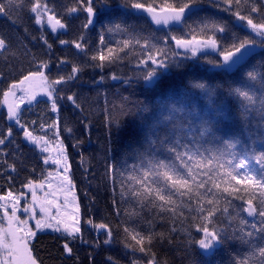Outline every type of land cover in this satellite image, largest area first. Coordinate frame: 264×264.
I'll return each instance as SVG.
<instances>
[{
	"label": "trees",
	"instance_id": "obj_1",
	"mask_svg": "<svg viewBox=\"0 0 264 264\" xmlns=\"http://www.w3.org/2000/svg\"><path fill=\"white\" fill-rule=\"evenodd\" d=\"M46 2L57 18L66 24L65 31L53 33L50 28L42 29L36 25L34 14L30 12L33 0H24L21 8L4 0L8 12L0 15V37L8 44V48L0 53V131L6 133L9 127L13 130L10 138L13 142L6 141L0 146V195L9 190L19 193L27 180L39 181L41 177H47L43 155L24 141L19 127L7 120L3 91L24 74L37 71L41 61L48 63L46 75L50 79L70 73L72 63L86 65L74 80L56 85L55 93L59 133L70 161L82 226L80 235L74 241L58 233L39 234L33 242L34 255L41 264H148L153 259L155 264H234L236 258L245 254V246L232 238L233 229L252 231L236 215L235 206L242 201L235 197L250 199L253 192L259 194L258 189L232 181L234 187L247 190L233 193L227 200L221 201L220 207L229 208L232 214L229 217L228 214L218 213L220 223L217 226L227 229V238L209 256L203 254L204 251L195 243L202 234L194 228L189 229L190 239L187 231L180 230L179 219L173 222L168 214H164L161 219L156 209L141 208L135 198L123 200L121 181L126 167L130 170L135 162L129 145H135L140 139L143 123L150 120L159 101L167 97L169 92L179 94L183 90L190 103H195L200 110H207L211 115L220 110L225 111L227 119H220L218 135H243L244 125L239 119L237 100L230 93V88L240 81V73L225 74L212 70L205 58L219 59V56L208 50L198 53L196 58L184 60L181 68H172L155 88H148L144 80L139 78V69L136 68L141 55L139 48L135 52L126 50L127 56L120 53L124 56L122 61L112 64L105 62L103 69L96 66L100 64L99 60L91 61L89 57L100 51L106 53L107 47L115 48L128 38L127 35L107 31L105 26L112 21L126 20L144 35L163 36L167 29L156 30L146 18L134 15L129 0H93L95 21L88 27H85L88 19L86 0ZM143 2L161 8L170 0ZM252 6L258 9V12L251 13L254 22H264V0H251L245 11L249 12ZM197 7L202 11L191 17L189 25L198 27L201 21L209 20L225 24L226 31L218 36L221 46L230 43L235 37L243 39L251 31L241 27L244 22L238 21L232 14L214 7L210 0H202ZM72 8L77 10L69 12ZM189 33V27L182 25L174 28L172 34L180 36ZM41 36L51 44V49ZM101 36L104 37L103 44ZM186 38H190V34ZM61 40L69 43L62 45ZM72 41L82 42L87 55L76 49ZM61 60L69 63L61 64ZM248 64L264 68V51L254 55ZM113 73L119 79H111ZM101 77L104 79L101 80ZM201 77L217 86L213 97L209 98L190 86V81ZM69 95L74 96L75 104L67 99ZM146 107L148 112L144 111ZM55 118L51 101L46 98L25 106L21 112V122L37 136H42L43 129L51 126ZM259 122V117L254 116L250 121L253 130ZM9 165H14L16 171L12 172ZM111 166L115 168L114 173L110 171ZM242 216L248 220L245 213ZM256 219L259 220L258 217ZM101 223L111 231L107 244L104 243L108 239L107 231L97 232L94 227ZM229 223L232 228H228ZM174 225L177 231H172ZM125 227L152 237L151 243L145 240V251H141V246L128 237ZM183 227L188 229V223L185 222ZM66 240L72 249L71 255L64 250Z\"/></svg>",
	"mask_w": 264,
	"mask_h": 264
},
{
	"label": "snow or ice",
	"instance_id": "obj_2",
	"mask_svg": "<svg viewBox=\"0 0 264 264\" xmlns=\"http://www.w3.org/2000/svg\"><path fill=\"white\" fill-rule=\"evenodd\" d=\"M8 2L14 4L16 8H21L24 0ZM201 2L202 0H170L163 7L157 8L143 0L141 2L129 0L132 9H142L149 14L157 30L163 31L166 28L165 34L144 35L126 20L112 21L105 26L107 31L124 34L128 38L115 48L107 47L106 53L100 51L91 55L89 59L99 60L100 64L96 66L103 69L105 62L112 64L122 61L124 56L128 55L126 50L135 52L139 48L141 55L136 62L139 78L144 80L146 87L155 88L169 75L172 68H181L184 60L196 58L200 52L206 53L208 50L216 52L219 59L205 58L206 64L212 70L225 74L240 73V81L230 88V93L237 100L239 119L244 125L243 135L240 133L229 134L226 137L218 135L217 125L220 119H227L225 111L220 110L211 115L207 110H200L195 103H190L187 93L183 90L179 94L169 92L167 97L159 101L158 108L150 120L143 123L140 139L135 145H129L135 162L130 170L126 167L123 173L121 197L123 200L135 198L141 208L156 209L161 219L164 218V214H168L173 222L179 219L180 230L187 231L190 239L189 229L194 228L196 232L202 234L195 243L204 250L203 254L210 256L227 238V229L217 226L220 223L218 213L228 214L229 217L232 215L229 208L220 207L221 201L227 200L233 193L247 190L234 187L232 181L256 188L259 194L253 192L250 199L235 197L242 201L235 206L236 215L241 218V223L250 226L252 231L233 229L232 238L245 246V254L236 258L234 264H264V68L248 64L257 48L264 51V22H254L251 13L258 12L255 6H252L249 12L245 11L251 0H210L214 7L244 22L240 26L245 30H251L247 37L243 39L235 37L230 43L221 46L218 36L226 31L225 24L209 20L201 21L198 27L189 25L191 17L202 11L197 7ZM86 3L88 19L85 27H88L93 24L95 12L93 0H86ZM76 10L72 8L69 12ZM7 12L4 0H0V15ZM30 12L34 14L35 24L42 29L47 25L55 33L66 28V24L48 7L46 0H33ZM182 25L189 27L190 38H186L189 34L180 36L172 34L174 28ZM41 39L51 49V44H48L44 36H41ZM60 43L68 44L69 41L61 40ZM71 43L87 55L82 42ZM103 43L104 37L101 36V44ZM7 48L6 40L0 37V53ZM120 53H124V56ZM60 63L69 62L61 60ZM48 66L47 62L41 61L37 71L24 74L20 80L12 82L7 90L3 91L8 120L14 121L23 132L24 138L39 147L42 153L49 151L53 141L46 136L34 135L21 122L20 105L25 101L31 104L38 94L43 93L51 101V110L56 112L58 110L56 85L74 80L86 65L72 63L70 73L55 79H50L45 71L40 70L47 69ZM103 79L101 77V80ZM111 79L117 80L119 77L113 73ZM37 81L39 89L34 87ZM26 82L28 87H22ZM190 86L209 98L214 96L217 87L202 77L190 81ZM9 97L13 98V102L9 103ZM67 99L73 104L76 103L72 95ZM144 111L148 112L149 109L146 107ZM254 116H258L260 121L255 130L250 126ZM50 127L55 129L57 124L53 123ZM12 135L11 127L6 133L0 131V146L6 141L12 143L10 139ZM54 146L58 148L57 156L44 157L43 163L47 165L51 160V163L59 166L56 170V175L60 178L59 184L53 185L50 179L53 174L48 172V178L41 177L39 181L29 179L22 185V188L31 193L30 202L22 191L14 194L9 190L6 194L0 195V201L4 202L0 204L2 213L0 264H41L33 252V241L39 231L51 229L73 241L81 233L80 208L76 203L74 184L69 175L68 157L62 141ZM9 168L12 172L16 171L14 165H9ZM110 171L115 172L114 166L110 167ZM11 179L9 176V180ZM58 193H64L63 200ZM69 195L72 196L71 202ZM22 199L25 200L23 207ZM70 203L73 205V214L69 217L67 210ZM18 213L24 215L20 216ZM243 213L253 220L244 219ZM31 221H34V226ZM185 222L188 223V229L183 227ZM94 227L107 230L108 239H105L104 243H109L110 229L103 223ZM228 228H232L231 223L228 224ZM124 231L131 240L141 246V251H145L143 247L145 240L151 243L150 235H141L128 227H125ZM172 231H177L175 225ZM63 247L65 252L71 255L72 249L67 240ZM148 264H155L154 259Z\"/></svg>",
	"mask_w": 264,
	"mask_h": 264
},
{
	"label": "rangeland",
	"instance_id": "obj_3",
	"mask_svg": "<svg viewBox=\"0 0 264 264\" xmlns=\"http://www.w3.org/2000/svg\"><path fill=\"white\" fill-rule=\"evenodd\" d=\"M94 21H95V16H94ZM44 27L48 28L47 25H45ZM65 30H66V28H65V29H59L57 32H62V31H65ZM57 32H56V33H57ZM40 70L45 71V74H46L47 69H40ZM22 87H28L27 82H26V84H25L24 86H22ZM34 87H35L36 89H39L40 85H39V82H38V81L34 83ZM19 95H20V93H18V96H19ZM41 98H46V99H48V97H47L46 95H44L43 93H40V94L37 95L36 100L41 99ZM36 100H35V101H36ZM48 100H49V99H48ZM35 101H33V102H35ZM11 102H13V98H12V97H9V103H11ZM33 102H32V103H33ZM27 105H29V103H27V101H25L24 103H22V104L20 105L21 112H22V110L24 109V107L27 106ZM3 107L5 108L6 113H7V104H5L4 101H3ZM55 114H56V118H55L54 123L57 124V127H56L55 129H53V128L50 127V126H49V127H46V128L43 129V133H42V136H46L49 140L53 141V145H50V147H49V151H48V152H43V153H42V152L40 151V148H39V147H37V146L31 144V143H30L29 141H27V140L24 138V136H23L24 141H25L28 145L35 147V148H36V149H37V150L43 155V158H44V157H56L57 154H58V148L55 147L54 145L58 144V143L61 142V141L63 142V140H62V138H61V136H60V133H59V121H58L57 111L55 112ZM7 120H8V118H7ZM8 121H9V120H8ZM9 122H10L11 124H15L14 121H9ZM15 125H16V124H15ZM16 126L19 127L18 125H16ZM36 136H37V135H36ZM63 145H64V148H65V151H66V155H67V150H66V146H65L64 142H63ZM67 157H68V155H67ZM68 163H69V165H70L69 158H68ZM45 166L47 167V177H46V178H48V172H52L53 175H52V177H51L50 179L52 180L53 185L56 186L57 184L60 183V178L57 177V175H56V170L58 169L59 166H57V165L51 163V160H50L49 163H48L47 165H45ZM60 171L62 172L63 170L60 169ZM69 175H70V177H71V166H70ZM21 191L25 193L27 200L30 202V200H31V193L28 192V190H27L26 188H23ZM21 191H20V192H21ZM37 191H38V194H40V193H39V189H37ZM73 191H74V194H75V197H76V203L79 204V200H78V197H77V194H76L75 187H74ZM14 194H17V193H14ZM41 195H42V194H41ZM58 195L60 196V199L63 200L64 193H58ZM68 198H69V201L71 202V201H72V196L69 195ZM0 202L4 203L3 201H0ZM24 204H25V200L22 199V200H21V207H23ZM72 208H73V205L70 203V204H69V207H68V210H67V213H68V216H69V217L73 214V212H72ZM79 208H80V206H79ZM37 213H38V215H39V209H37ZM23 215H24V214H21V216H23ZM79 220H80V227H81V226H82L81 210H80V212H79ZM68 222L71 223V220H69ZM96 230H97V232H104V231H107V230H100V229H98V228H96ZM39 233L41 234V233H57V232H53L51 229H45V230H43V231H39V232H37L38 235H39ZM58 234H62V233H58ZM78 235H80V234H78ZM201 236H202V235H201ZM201 250H202V249H201ZM202 251H204V250H202Z\"/></svg>",
	"mask_w": 264,
	"mask_h": 264
},
{
	"label": "water",
	"instance_id": "obj_4",
	"mask_svg": "<svg viewBox=\"0 0 264 264\" xmlns=\"http://www.w3.org/2000/svg\"><path fill=\"white\" fill-rule=\"evenodd\" d=\"M133 12H134L135 14H137V15H140V16H143L144 18H146L147 21L149 22V24H150L154 29L157 30V26L154 25V24L151 22V19H150V16H149L148 13L144 12L142 9H139V10H138V9H133ZM93 23H94V18H93ZM179 27H180V26H179ZM176 28H178V27H176ZM164 30H166V28H165ZM259 52H262V50H261L260 48H257L256 53H255L254 55H256V54L259 53ZM254 55H253V56H254ZM253 56H252V57H253ZM252 57H251V58H252ZM245 215H246V217H247L248 220H250V221L253 220V218H252V217H248L246 213H245Z\"/></svg>",
	"mask_w": 264,
	"mask_h": 264
},
{
	"label": "flooded vegetation",
	"instance_id": "obj_5",
	"mask_svg": "<svg viewBox=\"0 0 264 264\" xmlns=\"http://www.w3.org/2000/svg\"><path fill=\"white\" fill-rule=\"evenodd\" d=\"M0 204H2V202H0ZM21 214H23V213H18V215H20L21 216ZM0 218H2V213H0ZM0 222H2V220H0ZM31 223H32V225L34 226V221H31ZM5 226H6V224H5ZM40 234V233H39ZM37 236H38V234H37ZM36 236V237H37ZM36 237H35V239H36ZM34 239V240H35ZM34 242V241H33Z\"/></svg>",
	"mask_w": 264,
	"mask_h": 264
}]
</instances>
